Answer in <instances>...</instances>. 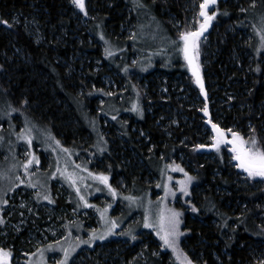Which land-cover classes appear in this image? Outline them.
<instances>
[{
  "label": "rangeland",
  "instance_id": "1",
  "mask_svg": "<svg viewBox=\"0 0 264 264\" xmlns=\"http://www.w3.org/2000/svg\"><path fill=\"white\" fill-rule=\"evenodd\" d=\"M67 2L77 27L72 32L63 33L59 37L62 43L71 44L73 40L78 43L82 40V36L78 37L75 33L81 32L87 34L91 42L100 43L103 50L107 48L111 55L105 53V61L72 58L74 62L81 61L79 70H76L81 77L91 64L97 75L101 71L104 72L99 75L100 77L96 75L98 83L91 81L89 99L93 98L91 99L93 108L89 109L86 105L85 90L78 89L81 102L84 104L83 107L81 106L82 111L80 110L79 116L88 127L90 134H87L84 140L76 141L72 147L61 139L52 126L49 127L44 124L45 122L39 121L34 115L35 110L32 112L25 110L30 106L25 97L20 96V105L23 109L16 108L9 100H0V205L11 197L3 209L5 221L0 213V220H2L0 248L11 252L9 264H61V262L73 264L78 261L77 258L81 253L85 258L80 260L79 264H90L92 261L90 251L98 245L101 247L97 256L109 264H116L115 261L118 259L124 264H131L133 260L137 261L132 264H187L188 260H191L193 264H228L234 257L227 249V245L233 240L232 235L236 232L235 229L231 230L236 226L235 218L237 224L242 226L240 223L242 214L238 212L237 207L232 209L233 211L226 219L215 213L216 209L211 211L203 207L201 199L203 189L196 186L200 178L197 179L196 175L194 177L191 174V170L195 172V167L185 152H178L179 154L172 160L163 156L156 168L154 166L151 170L148 165H145L147 161L137 156L132 148L133 144L141 142L142 138L145 139L144 149L147 160L151 159L153 150L156 148V145L152 144V138L150 136L149 139L147 138V132L140 125L145 113H149L157 121L155 126L158 130L165 132L171 126L195 127L198 140H196L194 151L203 155L205 160L216 161V154L219 152L216 148L209 147L215 143L212 137L216 134L209 126L208 118L213 124H218L225 129L229 140L232 139V134L227 132V129L239 132L246 141L254 137L259 146L264 148V105H259L258 118L262 120L257 128L252 121H248L245 126L239 121L227 122L222 112L224 107L230 110L231 102L238 97L230 93L231 78L223 79L209 73V64L214 62L213 58L216 54L209 46L207 50H204L203 45L208 43L210 34L216 30L214 24L211 25L205 37L197 40L198 47L194 52L207 89L206 98L202 96L195 76L184 57L183 40L180 37L185 32L200 28L204 19L200 15V5L203 0H188V23L185 27L175 16L168 15L169 23L174 26V39L166 31V25L151 14L148 19L144 18L147 7L139 0L134 1L137 11L135 20L132 19V9L125 7L121 13L124 18L123 23L113 31V35L105 32L104 27L107 23L104 21L94 26L98 39L96 40L90 25L97 20L100 11H95L96 8L91 0H85L88 12L85 16L72 3V0ZM104 2L107 3L109 0H102L101 3ZM249 2L253 9L248 13H244L245 5L241 0H222L216 3L224 5L223 7L228 5L233 9L237 8L238 14L243 13L239 16L243 22L235 20V24L242 26L243 30L240 27L237 30L233 29L235 24L227 30L240 33L239 39L244 37L250 44L245 57L247 58L246 70L249 71L248 74H252L258 72V65L253 63L255 54L258 56L256 62L261 60V65H264V47L261 41V35H264V19H262L264 18V0H255L254 3L253 0H249ZM141 3L143 7L140 6ZM216 3L209 6V14L213 11L217 14L218 4ZM118 11L120 10H116ZM13 22L23 26L27 33L30 36L34 35L38 41L44 40V35L33 17L24 16L22 22L15 16ZM0 25L5 28L10 26L3 23ZM19 56L21 54L17 52L11 58L4 57L3 60L12 63ZM176 59L181 68L187 71L186 74H169L174 69ZM237 59L239 58L234 55L231 63L230 58L232 67ZM65 63L62 61L61 64L67 67V72L74 74L75 68L68 62ZM205 72H208L211 81H206ZM219 79L224 85L218 83ZM43 81L46 82V79ZM28 90L30 89L25 88V92ZM146 94H150V97L147 101H143V95L146 96ZM172 101L180 102L181 108L172 105ZM134 107L139 110H133ZM205 107H207L208 116L205 111H202ZM12 108L17 111H11ZM184 108L188 111H196L200 117L194 116L188 119L189 117L184 114ZM244 109V107L241 108V110ZM195 120L198 122L196 125ZM112 133H114L113 139L108 137ZM23 135H31V143L22 139ZM166 136L171 137L168 132ZM57 140L59 144L56 143ZM113 142L116 145H113ZM223 144L219 146V150L225 147L229 163L234 164L235 169L238 168L236 165L239 161L234 159L235 153L232 148ZM198 145H205V147H197ZM125 152L131 154V160H127ZM111 156L114 158L118 156L123 166L129 168L135 166L133 168L140 172L139 176L134 175L132 184L127 183L124 177H117L116 182H113V176L117 170L113 168L115 163L112 162ZM30 159L32 163L27 165L26 170L25 164ZM37 159L39 163H36ZM153 163H157L155 159ZM176 165H179L183 171L176 168ZM142 172H144L143 176ZM155 172L157 176L154 175ZM244 172L232 175L236 187L248 189L251 186L260 188L263 185L264 178H252L245 170ZM93 173L96 176L100 173L108 176V184L116 189V193L113 194L108 184L97 179ZM69 176L72 180L68 178ZM187 176L194 179L188 182ZM253 179L255 180L251 182ZM21 180L24 183H21ZM73 180L75 183L72 182ZM258 180L259 183H257ZM185 185L187 191L184 190ZM44 196H48L49 199H44ZM81 196L84 200L80 198ZM58 200L62 202L58 203ZM193 205L198 211L193 210ZM173 212L180 213V235L175 238V251L164 245L161 239ZM186 213L189 220L199 224H206L204 214L213 216L208 224L216 229L221 227L223 232L221 236L223 244L219 241L215 243V246L221 249L220 253L212 249L207 254L205 247L201 246L200 242L206 244L202 239L198 241V245L190 243L194 231L192 226L185 223ZM16 216L18 220L14 221ZM258 218V228L262 230L264 212H260ZM243 222L244 228L249 229V221L245 219ZM146 223L153 226L146 227ZM109 227L112 228L111 233L107 232ZM157 232L161 235H157ZM24 233L27 234V238L15 245L18 257L12 247L14 246L12 241ZM101 235L105 237L103 240L99 238ZM133 236L136 238L133 239ZM256 237L258 240L250 246L244 242L238 243L241 248L247 249L246 255H248L246 260L237 264H264V240L260 239L261 236ZM225 238L228 240L226 243ZM85 241L91 242L85 243ZM111 241L120 243L115 245L114 249H106L105 243ZM130 242L135 245L133 254L130 258H125L124 253L131 249ZM136 246H139L140 250L136 249ZM65 250L67 251L66 260ZM249 255L250 258L247 259ZM207 256L212 259H208ZM0 264L3 262L0 261Z\"/></svg>",
  "mask_w": 264,
  "mask_h": 264
},
{
  "label": "trees",
  "instance_id": "2",
  "mask_svg": "<svg viewBox=\"0 0 264 264\" xmlns=\"http://www.w3.org/2000/svg\"><path fill=\"white\" fill-rule=\"evenodd\" d=\"M94 4L95 11L99 12L97 20H93L91 26L92 35L96 38V29L94 26L99 22H106L107 26L104 27L107 34L113 35V31L119 28V25L123 23V10L125 7L132 9V19H136L137 11L134 1L139 0H109V2L101 3L102 0H91ZM244 3V13L250 12L251 8L249 0H241ZM95 2V3H94ZM147 7L144 15L145 19L151 14L152 17L158 19L162 24L166 25V31L174 39V26L169 23L168 15L171 14L185 27L188 23L187 5L188 0H141ZM156 3V4H155ZM218 10L215 17L212 19L216 30L213 31L208 39V43L203 45L204 50L208 49V46L216 54L213 58L214 62L209 64V73L217 75L219 78H231L230 93L237 95V99L230 104V110L226 107L222 112L226 116L227 122H241V125L245 126L248 121H252L253 124L259 127L262 118L259 116V105H264V65H261V60L256 62V56L253 63L258 68V72L248 74L246 70L247 58L245 55L248 53L250 44L244 37L239 39L240 33L228 32V28L235 24V20L243 22L238 14L237 8H232L224 5H217ZM67 0H0V21H9V27L0 25V100H9L16 108H21V97H25L30 104L25 110L32 112L35 110V116L39 121L45 122L47 126H52L55 132L61 137V139L68 146H74L76 141L84 140L87 134H90L88 127L79 116L83 103L78 93V89L85 90L86 105L89 109L93 108L94 104L89 99L91 93V81L98 83L96 78L97 73L94 71L93 65L89 66L88 70H85L83 76L78 74L76 70L80 68V62H74L72 58H87L105 61V50L102 49L100 43L91 42L87 34L79 33L78 37H81V41L78 43L72 41L71 44H63L59 39L63 33L72 32L76 29V22L71 17V10L69 8ZM120 10L116 12V10ZM168 12H163V11ZM168 13V14H165ZM120 14V16H119ZM15 16L23 22L24 16L33 17L38 28L43 33L44 40L38 41L34 35H29L23 26H19L14 23ZM141 17V16H140ZM143 19V18H141ZM19 21V20H18ZM245 23V22H244ZM240 26L235 24L233 29H239ZM242 27V26H241ZM240 27V28H241ZM242 29V28H241ZM243 30V29H242ZM203 38V37H201ZM199 38V39H201ZM198 39V40H199ZM96 40H98L96 38ZM20 52L15 62H5L3 59H8L14 53ZM234 55L237 56L234 67L232 62ZM223 56V58H221ZM5 57V58H4ZM231 58V63H230ZM25 59V60H23ZM72 60V62H71ZM176 59L174 69L169 72L170 75L186 74L187 71L183 70ZM68 62L69 65L75 68L74 74L67 72V67L61 63ZM240 61V63H239ZM66 64V63H65ZM87 64V62H85ZM187 64V63H186ZM188 65V64H187ZM156 72V71H154ZM153 72V73H154ZM104 72L101 71L99 75ZM71 74V75H70ZM152 74V73H151ZM151 74L148 76L153 77ZM204 75L207 77V82L211 81L208 77V72ZM33 76H36L33 78ZM7 77V79H6ZM100 77V76H99ZM246 78V79H244ZM46 79V82L43 80ZM220 85H224L219 79ZM234 83V84H233ZM25 88L30 90L25 92ZM90 92V93H89ZM237 93V94H236ZM145 94V93H144ZM239 94V95H238ZM21 96V97H20ZM150 94L143 95V101H147ZM37 104V106H34ZM172 105L181 108L180 102H171ZM34 106V107H33ZM82 106V107H81ZM244 107V110L241 108ZM81 110V111H80ZM221 110V108H220ZM184 114L193 118L194 116L200 117L196 111H188L183 109ZM144 119L141 122V127L152 138V144L156 145L153 150V156L147 160L146 152L144 149L145 139H141V142L133 144L136 155L145 159L151 170L156 168V165L160 160L165 157L172 160L174 156H177L178 152H185L192 160L195 172L189 171L198 181L196 186L202 190L201 199L203 200V207L205 209L214 211L218 215L226 219L230 216V212L234 207H237L238 212L242 214L240 223L232 227L231 230H236L232 236V241L227 245L228 250L234 256L232 261L228 264L241 263L242 260H246V248H241L238 243L244 242L249 246L254 241L258 240L256 236H261V240H264V226L261 225L262 230H259L257 219L259 213L264 212V179L263 185L260 188L251 186L250 188H238L232 180V175L245 173L242 168H234V164L229 163V158L225 153L227 149L225 147L220 148L216 154V161L205 160L203 155H199L194 151L196 146V130L195 127L188 125H181L180 127H169L166 132L164 130H158L155 126L157 122L151 117L149 113L144 114ZM136 118L135 116H131ZM137 119V118H136ZM234 119V120H233ZM264 119V118H263ZM195 125L198 124L195 120ZM198 127V125H197ZM167 132L171 137H167ZM114 133L109 134V138L113 139ZM133 136V134H132ZM184 140V142H183ZM114 143V142H113ZM151 143V142H150ZM113 145H116L115 143ZM226 146L225 144H223ZM192 147V149H191ZM121 149V148H120ZM110 155V153H109ZM161 155V157H160ZM127 160H131V154L125 152ZM112 162L115 163L116 174L113 176V182H116L118 178H125L127 183L132 184L134 175L139 176L140 172L133 167H125L119 162V158L111 156ZM157 162L153 163V160ZM152 162V163H151ZM234 163V161H233ZM114 165V164H113ZM121 169L120 171H118ZM150 170V171H151ZM156 170V169H155ZM216 170V171H215ZM216 174H215V173ZM144 175V172L141 174ZM157 176V172L154 173ZM121 176V177H119ZM255 179L251 180L254 181ZM259 183V180L257 181ZM119 187V183L116 184ZM221 190L219 192V190ZM195 196V195H194ZM196 199V198H195ZM62 202L58 200V203ZM228 203V204H227ZM71 205V204H68ZM230 205V206H228ZM72 206V205H71ZM202 206V205H201ZM239 209L241 211H239ZM187 214V213H186ZM185 214V223L188 226L193 227L194 236L190 239V243L198 245L200 239L204 240L206 244L202 243L201 246L205 247V252L210 253L209 250H217L219 253L221 249L215 246L218 241L223 244L221 227L214 228L208 223L213 216H206L204 214V220L206 224H199L196 221L189 220L188 214ZM3 219L5 221V212H3ZM247 219L249 221L248 228H244L243 221ZM18 217L14 221H17ZM91 221V220H90ZM191 222V224H190ZM225 229V228H223ZM231 235V234H230ZM13 237V235H12ZM23 238V239H22ZM27 238V234L24 233L19 238H15L12 243L13 249L16 251L15 245L19 244ZM1 241V234H0ZM228 240L224 239L226 243ZM264 242V241H263ZM120 242L111 241L105 243L106 249H114L115 245ZM130 250L124 253L125 258H130L133 254L132 250L135 246L130 242ZM101 246H97L90 251L92 261L90 264H109L105 262L101 257L97 256ZM136 249L140 250L139 246ZM192 248V246H191ZM222 253V252H221ZM119 255V254H117ZM19 257V255H17ZM120 257V256H119ZM208 259H212L207 256ZM84 254H80L77 258V262L73 264H79L80 260L84 259ZM250 258V255L247 259ZM20 260V259H19ZM18 260V261H19ZM137 260H133L132 264ZM116 264H124L120 259L115 261Z\"/></svg>",
  "mask_w": 264,
  "mask_h": 264
},
{
  "label": "snow or ice",
  "instance_id": "3",
  "mask_svg": "<svg viewBox=\"0 0 264 264\" xmlns=\"http://www.w3.org/2000/svg\"><path fill=\"white\" fill-rule=\"evenodd\" d=\"M217 2V0H203V2L200 5V15L204 18L203 21L200 24V28L196 31H190L185 32L181 35V39L183 40V53L185 59L188 61L189 66L191 67V70L193 72V75L196 78V83L200 86L201 90L204 89V83L202 80V76L200 73L199 65L196 63V56L194 54L195 50L198 47L197 40L199 36L202 34L203 30L208 27L212 19L215 17L216 12L213 11L211 14L208 12V8L210 5H213ZM255 0H253V3ZM72 3L76 5L85 16L88 15L85 0H72ZM140 6H144L142 3ZM264 19V18H262ZM0 23H3L5 25L9 24V21L3 20L0 21ZM261 41H262V47H264V35H261ZM105 53L107 55H111V52L106 48ZM24 103H27V101H24ZM133 110H139L138 108L134 107ZM11 111L15 112L17 109L12 108ZM202 111H207V107L202 109ZM209 124H212V128L215 130L216 135L212 137V139L215 141L214 144L209 145V147L216 148L219 151V146L222 143H231L233 145L232 151L235 153L234 159L239 161V163L236 165L238 168L244 169L249 177L255 178V177H262L264 178V148H261L258 144L257 139L254 137L249 138L247 141L244 137L240 135L239 132H232L231 129H227V132H231L232 139L231 141L228 140V136L226 135L225 129H222L218 124H213L211 120L208 121ZM31 130L29 129V132ZM254 131V130H253ZM22 139H26L29 143H31V135H23L21 137ZM57 144L60 142L57 140ZM248 144L250 146L246 147L245 145ZM197 147H205V145H198ZM67 151V149H65ZM32 160H28L25 164V169L27 170V165L31 164ZM36 163H39L38 159L36 160ZM180 171H183L182 168H179V165L175 166ZM94 176H96L95 173H93ZM187 175V174H186ZM70 180H72V177H68ZM97 179L101 180L103 183L108 184V176H106L103 173H100L98 176H96ZM171 179V177H169ZM192 179H194L191 176H187V181L190 182ZM21 183H24L23 180L20 181ZM75 183V181H72ZM183 183V182H182ZM35 185H33L34 187ZM108 187L111 189L112 193H116V189L111 186V184H108ZM77 192H79V188L76 189ZM184 190L187 191L186 185L184 186ZM82 200H84V197H80ZM44 199H49L48 196H44ZM134 199V198H132ZM7 201H5L6 203ZM85 204L88 202L85 200ZM91 206V205H89ZM194 211H198L196 209L195 205L192 206ZM103 215V213H102ZM179 212H173L171 215L170 220L168 221V226L166 230L161 235L160 232H157V235H161V239L164 242V245H166L169 248H173L175 251V244L176 240L175 238L180 235L179 232ZM2 222V220H0ZM114 223V222H113ZM146 227H152L151 224H145ZM112 228H107V232L111 233ZM101 240H103L105 237L104 235H101L99 237ZM133 239L136 237L133 236ZM91 241H85V243H88ZM11 256V252L8 250H5L3 248H0V261L3 262V264H9V257ZM67 259V251L65 250V260ZM61 264H64V262H61ZM187 264H193L191 260L187 261Z\"/></svg>",
  "mask_w": 264,
  "mask_h": 264
},
{
  "label": "water",
  "instance_id": "4",
  "mask_svg": "<svg viewBox=\"0 0 264 264\" xmlns=\"http://www.w3.org/2000/svg\"><path fill=\"white\" fill-rule=\"evenodd\" d=\"M219 1H221V0H217V2H219ZM210 28H211V22H210V24L208 25V27H207L206 29L203 30V32H202V34L199 36V38L205 36V35L210 31ZM190 68H191V67H190ZM191 71H192V70H191ZM202 93L204 94L205 97H207V94L205 93V89L202 90ZM228 140H229V139H228ZM229 141H231V140H229ZM225 144L233 148V145H232L230 142H229V143H225Z\"/></svg>",
  "mask_w": 264,
  "mask_h": 264
},
{
  "label": "flooded vegetation",
  "instance_id": "5",
  "mask_svg": "<svg viewBox=\"0 0 264 264\" xmlns=\"http://www.w3.org/2000/svg\"><path fill=\"white\" fill-rule=\"evenodd\" d=\"M222 1V0H221ZM216 4H218V3H216ZM212 24H214L213 23V20L211 21V25ZM202 76V75H201ZM196 79V78H195ZM202 80H203V77H202ZM203 83H204V89H205V93L207 94V96H208V93H207V89H206V87H205V82H204V80H203ZM199 86V85H198ZM199 90H200V92L202 93V90H201V88H200V86H199ZM202 96L204 97V98H206L205 96H204V94L202 93Z\"/></svg>",
  "mask_w": 264,
  "mask_h": 264
},
{
  "label": "crops",
  "instance_id": "6",
  "mask_svg": "<svg viewBox=\"0 0 264 264\" xmlns=\"http://www.w3.org/2000/svg\"><path fill=\"white\" fill-rule=\"evenodd\" d=\"M11 197H8L7 198V202L9 201V199H10ZM7 202L5 203V202H3L1 205H0V213H1V217H2V215H3V209H5V206H6V204H7Z\"/></svg>",
  "mask_w": 264,
  "mask_h": 264
},
{
  "label": "bare ground",
  "instance_id": "7",
  "mask_svg": "<svg viewBox=\"0 0 264 264\" xmlns=\"http://www.w3.org/2000/svg\"><path fill=\"white\" fill-rule=\"evenodd\" d=\"M156 4V3H155ZM193 73V72H192ZM206 114H207V111H206ZM207 116H208V114H207ZM208 118V117H207ZM210 119L208 118V121H209ZM208 124H209V122H208ZM215 124V123H214ZM209 126L211 127V129H212V131L216 134V132H215V130L212 128V124H209ZM225 144V143H224ZM228 146V145H227ZM230 147V146H229ZM232 148V147H231ZM4 212V211H3Z\"/></svg>",
  "mask_w": 264,
  "mask_h": 264
}]
</instances>
